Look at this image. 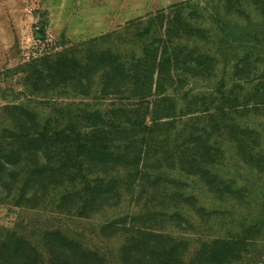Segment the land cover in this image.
Here are the masks:
<instances>
[{
    "label": "rangeland",
    "instance_id": "obj_1",
    "mask_svg": "<svg viewBox=\"0 0 264 264\" xmlns=\"http://www.w3.org/2000/svg\"><path fill=\"white\" fill-rule=\"evenodd\" d=\"M69 122L133 155L26 183L40 128ZM19 240L56 264H264V0H0V242Z\"/></svg>",
    "mask_w": 264,
    "mask_h": 264
},
{
    "label": "trees",
    "instance_id": "obj_2",
    "mask_svg": "<svg viewBox=\"0 0 264 264\" xmlns=\"http://www.w3.org/2000/svg\"><path fill=\"white\" fill-rule=\"evenodd\" d=\"M127 123V121H120L116 126L119 129H125ZM133 125L136 126L135 123ZM111 126L114 125L102 123L95 126H80V124L69 122L66 125L54 126L51 129L48 126L41 127L38 140L43 143V146L38 148V152L42 156L39 162L35 164V172L30 170L24 172L26 175L25 182L34 181L48 184L53 181L52 179L58 177L66 182L74 183L76 188L90 181L88 180V176L92 175L88 169L90 158L102 159L106 162L105 159L109 155L122 157L123 153H126L127 157L132 156L133 154H128V152L132 148L131 144L134 146L135 141L130 138L119 137L110 140L98 138L100 133H106V128ZM52 154L54 155L53 158L50 156ZM8 163L7 165H13L11 162ZM99 174L102 177L99 176L98 179L94 180L97 183H105L106 178L111 179L110 176ZM36 175L39 179L34 180ZM70 186V183L67 184V187ZM62 188L67 190L66 187ZM22 242L24 241L19 240L13 245L10 242H0V264H56L57 258L63 260L62 257H64L65 262H68L67 255H57L56 252H48L47 249L40 253L36 249H31L24 254L26 250H22V246H24ZM89 262L108 264L105 262L104 256L97 251H82L80 258L76 259V264H88Z\"/></svg>",
    "mask_w": 264,
    "mask_h": 264
}]
</instances>
